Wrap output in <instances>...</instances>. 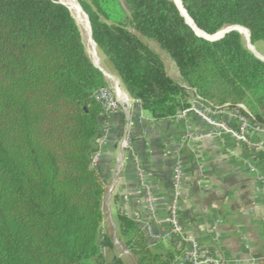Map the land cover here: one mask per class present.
Wrapping results in <instances>:
<instances>
[{
	"label": "trees",
	"instance_id": "16d2710c",
	"mask_svg": "<svg viewBox=\"0 0 264 264\" xmlns=\"http://www.w3.org/2000/svg\"><path fill=\"white\" fill-rule=\"evenodd\" d=\"M75 1L98 52L154 120L198 97L243 106L264 127V61L238 32L205 41L171 0ZM179 2L205 35L243 27L264 46V0ZM106 87L59 0H0V264H176L172 242L149 240L124 210L114 236L104 230L106 182L92 159L106 119L94 94Z\"/></svg>",
	"mask_w": 264,
	"mask_h": 264
},
{
	"label": "crops",
	"instance_id": "0c3cea01",
	"mask_svg": "<svg viewBox=\"0 0 264 264\" xmlns=\"http://www.w3.org/2000/svg\"><path fill=\"white\" fill-rule=\"evenodd\" d=\"M120 87V110L99 141L96 165L106 182L113 229L121 209L136 217L143 228L149 225L154 234L164 230L162 222L173 195V167L179 160L183 166L179 220L186 235L210 248L222 264H264V184L257 180L264 174V134L247 130L245 136L252 144L248 148L229 136L212 135L193 115L185 121H156L144 111L139 116L121 83ZM225 120L235 125L227 115ZM187 130L199 139L182 142ZM126 136L132 154L122 146ZM132 155L145 170L157 223L146 218Z\"/></svg>",
	"mask_w": 264,
	"mask_h": 264
},
{
	"label": "built area",
	"instance_id": "2783aa9c",
	"mask_svg": "<svg viewBox=\"0 0 264 264\" xmlns=\"http://www.w3.org/2000/svg\"><path fill=\"white\" fill-rule=\"evenodd\" d=\"M119 93L120 90L111 87L101 88L95 92L94 97L99 102L102 111L105 115V123L103 126L102 137H106L111 119L119 112ZM135 104L138 115L141 116L142 109L138 101L132 100ZM240 110L217 109L210 107L202 102L198 97L192 99L190 106L179 112L175 119L185 121L187 116L193 115L201 122L206 124L211 131V134L217 137L229 136L232 139L243 143L248 148L252 144L246 138L247 130H253L264 134V127L253 122L248 111L240 106ZM235 120V125L229 124L225 120V116ZM101 137V139H102ZM100 139V140H101ZM199 139V136L189 132L188 130L182 137V142H194ZM99 140V141H100ZM123 148L127 149L132 154V147L129 142V136L122 142ZM100 153L93 156V166L97 165ZM134 170L137 175L139 186L143 192V203L147 220L157 223L156 203L152 194L151 188L147 183L145 170L139 159L133 156ZM258 182L264 184V174H259ZM173 195L169 205L167 206V216L162 222L164 230L160 234H154L151 227L146 225L144 229L146 235L153 240H167L172 242L174 248L179 250L180 254L176 264H222L220 260L214 257L210 248L201 245L196 239L186 235L179 220V202L183 196V166L179 160L175 161L172 173ZM126 203V197L123 198V205Z\"/></svg>",
	"mask_w": 264,
	"mask_h": 264
},
{
	"label": "rangeland",
	"instance_id": "374dc122",
	"mask_svg": "<svg viewBox=\"0 0 264 264\" xmlns=\"http://www.w3.org/2000/svg\"><path fill=\"white\" fill-rule=\"evenodd\" d=\"M70 14L74 18V20L78 26L85 51H86L87 55L89 56L90 60L102 72L104 78L108 82L109 87L114 88V89H118V90H120V92H122L121 87H120V83H119L117 77L114 75L110 63L106 60V58L104 56H102L98 52V50H97V48H96V46H95V44H94V42L90 36L89 26L87 28V25H86V23L88 24V20H87L85 14L82 12L83 16H80L75 11H71ZM233 28L235 29L236 32H238L240 34L245 47L247 49H249L252 53H254L257 58L264 60V46H263V44L258 43L256 45H254L251 38H250L249 32L245 28L237 27V26H233ZM151 46L156 49V46L154 44H151ZM165 67H166V71H167L168 75L172 79H174L176 82L180 83V78H179V76L175 70L173 63H171L169 60H166L165 61ZM188 91H190V90H188ZM102 205H103V213H104V220H103L104 230L107 232V234L114 236V234H113L114 229L112 227V223H111V220L109 217L108 202L106 201V193H105V196L103 198V204ZM115 244H116V250L118 251V253L120 252L121 256L126 257L127 254L125 252H123V250L120 248L119 243L116 241Z\"/></svg>",
	"mask_w": 264,
	"mask_h": 264
},
{
	"label": "bare ground",
	"instance_id": "6f19581e",
	"mask_svg": "<svg viewBox=\"0 0 264 264\" xmlns=\"http://www.w3.org/2000/svg\"><path fill=\"white\" fill-rule=\"evenodd\" d=\"M172 1L175 3L176 7L178 8L179 13L183 16V18H184V20L186 21V23H187L191 28L194 29L195 33H196L199 37H201V38H203V39H212V38H216V37L218 36V35H216V36H213V37H209V36L205 35L204 33L200 32V31L194 26V24H193L192 21L189 19V17L187 16V14H186L185 10L183 9V7H182L181 3L179 2V0H172ZM60 2H61L62 4H64L70 12H71V11H75L78 15L83 16V15H82V11L80 10V8H79V6H78V4L76 3L75 0H60ZM83 19H84V18H83ZM85 22H86V21H85ZM85 22H84V23H85ZM86 25H87V28H88V24H87V23H86ZM81 28H82V27H81ZM239 30H240V29H239ZM114 86H115V85H114Z\"/></svg>",
	"mask_w": 264,
	"mask_h": 264
},
{
	"label": "water",
	"instance_id": "95a60500",
	"mask_svg": "<svg viewBox=\"0 0 264 264\" xmlns=\"http://www.w3.org/2000/svg\"><path fill=\"white\" fill-rule=\"evenodd\" d=\"M172 1V0H171ZM173 2V1H172ZM59 3H61L60 2V0H59ZM174 3V2H173ZM62 4V3H61ZM62 5H64V4H62ZM174 5H175V3H174ZM65 6V5H64ZM176 6V5H175ZM66 7V6H65ZM178 9V8H177ZM181 15V14H180ZM181 17H183L182 15H181ZM87 18V17H86ZM184 19V18H183ZM190 19V18H189ZM185 21V20H184ZM185 23H186V21H185ZM187 24V23H186ZM188 25V24H187ZM88 26H89V23H88ZM189 26V25H188ZM189 28L194 32V34L197 36V37H199L196 33H195V31H194V29L193 28H191L190 26H189ZM89 31H90V27H89ZM231 31H235V29L232 27H229V28H227V29H225V30H223V31H220V32H218V33H216L215 35H213V36H216V35H218L216 38H212V39H203V38H201V37H199V38H201V39H203V40H205V41H210V42H212V41H217V40H219V39H221L222 37H224V35L225 34H227V33H229V32H231ZM90 36H91V33H90ZM208 36V35H207ZM213 36H209V37H213ZM260 60H262V59H260ZM262 61H264V60H262ZM95 66V65H94ZM96 67V66H95Z\"/></svg>",
	"mask_w": 264,
	"mask_h": 264
}]
</instances>
